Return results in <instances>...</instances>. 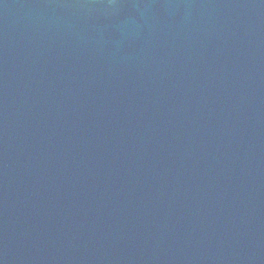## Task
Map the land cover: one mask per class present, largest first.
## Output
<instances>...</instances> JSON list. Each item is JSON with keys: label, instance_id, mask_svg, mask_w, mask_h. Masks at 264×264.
Wrapping results in <instances>:
<instances>
[{"label": "water", "instance_id": "95a60500", "mask_svg": "<svg viewBox=\"0 0 264 264\" xmlns=\"http://www.w3.org/2000/svg\"><path fill=\"white\" fill-rule=\"evenodd\" d=\"M0 264H264V0H0Z\"/></svg>", "mask_w": 264, "mask_h": 264}]
</instances>
